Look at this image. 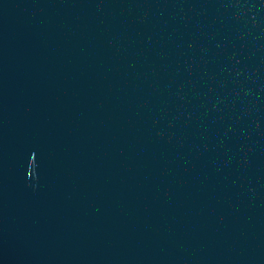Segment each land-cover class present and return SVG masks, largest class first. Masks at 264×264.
<instances>
[{"label": "water", "instance_id": "obj_1", "mask_svg": "<svg viewBox=\"0 0 264 264\" xmlns=\"http://www.w3.org/2000/svg\"><path fill=\"white\" fill-rule=\"evenodd\" d=\"M0 264H264V0H0Z\"/></svg>", "mask_w": 264, "mask_h": 264}]
</instances>
